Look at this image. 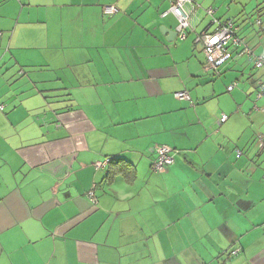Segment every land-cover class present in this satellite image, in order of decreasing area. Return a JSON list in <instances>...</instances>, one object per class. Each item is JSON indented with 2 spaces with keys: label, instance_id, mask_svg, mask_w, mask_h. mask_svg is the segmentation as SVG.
Here are the masks:
<instances>
[{
  "label": "crops",
  "instance_id": "crops-1",
  "mask_svg": "<svg viewBox=\"0 0 264 264\" xmlns=\"http://www.w3.org/2000/svg\"><path fill=\"white\" fill-rule=\"evenodd\" d=\"M194 1L182 40L170 0H0V264H264V66L222 70L246 82L219 125L196 38L233 0ZM155 145L179 151L163 173ZM118 172L139 182L127 207L107 198Z\"/></svg>",
  "mask_w": 264,
  "mask_h": 264
},
{
  "label": "built area",
  "instance_id": "built-area-1",
  "mask_svg": "<svg viewBox=\"0 0 264 264\" xmlns=\"http://www.w3.org/2000/svg\"><path fill=\"white\" fill-rule=\"evenodd\" d=\"M169 12H171L178 21L176 31L178 38L184 40L187 38L190 31L194 30L193 19L197 12L198 4L194 0H170ZM190 5L189 9L186 6ZM117 9L114 6L106 8V12L109 14L116 13ZM206 13L211 18V24L215 25L214 29H206L202 33L198 34L196 42L200 43L203 48V52L206 57L205 67L209 72L215 75H220L222 70L228 63L234 60L237 56L247 55L250 60L254 61L256 68H262L264 66V53L256 55L253 52L249 43L239 35V27L236 25L232 18L220 20L215 17L214 8L210 7L206 9ZM255 25L258 29L264 33V13L260 14L256 20ZM237 83L230 85L228 90L231 91ZM264 95V79L259 82V92L257 98ZM176 97L179 99H189L187 91H181L176 93ZM255 108L258 109L256 106ZM0 109L3 110L4 106L0 105ZM229 119L228 114H222L217 120L221 125ZM259 146L264 147V135L258 136ZM154 151L156 157L152 161L151 168L153 172L163 173L175 162V155L179 152L177 149L169 145H155ZM241 154V152H239ZM108 161L97 162L95 168H105ZM91 197L94 199V193L91 192ZM95 200V199H94Z\"/></svg>",
  "mask_w": 264,
  "mask_h": 264
},
{
  "label": "rangeland",
  "instance_id": "rangeland-1",
  "mask_svg": "<svg viewBox=\"0 0 264 264\" xmlns=\"http://www.w3.org/2000/svg\"><path fill=\"white\" fill-rule=\"evenodd\" d=\"M243 7L246 8V12L244 14H241L238 9H243ZM260 11L264 12V0H233L231 12L227 13L228 17H234L232 19L236 24L242 25L245 22V18L247 17L250 19H247L246 21H249V23L251 24L253 22L255 23L257 15ZM212 82L220 91V106H223L221 110L225 111L230 116L233 115L228 100L232 98V95H237V90L242 89V86L246 81L241 79L238 73L226 70L223 74L213 76ZM230 83H232V85L237 83V85L234 87L233 92L228 90V86ZM213 104L214 108H217L218 105H216V103ZM236 112L237 109L235 108V113Z\"/></svg>",
  "mask_w": 264,
  "mask_h": 264
},
{
  "label": "clouds",
  "instance_id": "clouds-1",
  "mask_svg": "<svg viewBox=\"0 0 264 264\" xmlns=\"http://www.w3.org/2000/svg\"><path fill=\"white\" fill-rule=\"evenodd\" d=\"M139 187V182L133 186L127 179L124 178L123 173H117L115 182L107 188L108 200L115 207H127L129 197L132 196L136 188ZM154 199L151 188H145L141 194L140 201L148 204ZM135 202V201H134Z\"/></svg>",
  "mask_w": 264,
  "mask_h": 264
},
{
  "label": "trees",
  "instance_id": "trees-1",
  "mask_svg": "<svg viewBox=\"0 0 264 264\" xmlns=\"http://www.w3.org/2000/svg\"><path fill=\"white\" fill-rule=\"evenodd\" d=\"M129 172H130V170H129ZM131 174H134V172H130V175H129V178H130V179H132V176H133V175H131Z\"/></svg>",
  "mask_w": 264,
  "mask_h": 264
},
{
  "label": "water",
  "instance_id": "water-1",
  "mask_svg": "<svg viewBox=\"0 0 264 264\" xmlns=\"http://www.w3.org/2000/svg\"><path fill=\"white\" fill-rule=\"evenodd\" d=\"M176 33H177V31H176Z\"/></svg>",
  "mask_w": 264,
  "mask_h": 264
}]
</instances>
